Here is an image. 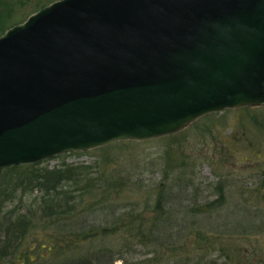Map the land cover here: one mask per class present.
Segmentation results:
<instances>
[{"label": "water", "instance_id": "1", "mask_svg": "<svg viewBox=\"0 0 264 264\" xmlns=\"http://www.w3.org/2000/svg\"><path fill=\"white\" fill-rule=\"evenodd\" d=\"M264 106V0H58L0 36V169Z\"/></svg>", "mask_w": 264, "mask_h": 264}, {"label": "trees", "instance_id": "2", "mask_svg": "<svg viewBox=\"0 0 264 264\" xmlns=\"http://www.w3.org/2000/svg\"><path fill=\"white\" fill-rule=\"evenodd\" d=\"M55 1L0 0V36L25 21H20L22 11L29 17ZM259 110L226 109L190 125L204 121L200 133L218 141L223 159L245 151L259 159L264 156ZM226 113L232 114L229 121ZM218 115L222 119L215 120ZM224 122L230 133H213ZM133 143L93 149L103 152L94 164L63 161L49 167L41 161L1 168L0 264H264V242L244 243L264 228V208L248 206L252 190L239 189L242 203L226 208L233 193L226 180L218 179L206 185L211 199L200 203L199 186L184 160L166 161L164 179L147 186L140 176L114 168V152L105 154ZM175 169L180 170L171 176ZM143 189L144 199L135 198ZM259 191L264 198V179L255 183L254 192ZM239 217L247 224L237 228Z\"/></svg>", "mask_w": 264, "mask_h": 264}, {"label": "rangeland", "instance_id": "3", "mask_svg": "<svg viewBox=\"0 0 264 264\" xmlns=\"http://www.w3.org/2000/svg\"><path fill=\"white\" fill-rule=\"evenodd\" d=\"M28 14L22 11L20 21L26 20ZM258 108H260V113L264 115V106ZM222 111H220V113ZM225 117L229 121L232 119V114L226 113ZM234 117L236 116L234 115ZM217 119L222 118L218 115L215 120ZM203 123L204 121L201 120L192 125H190L191 123L188 124L187 127L180 131L182 132L181 135H178L176 138H164V136L136 141V143L129 145L122 152H120V148L115 149L111 147L112 149L109 148L105 150V154L114 152L115 159L118 160L117 167L114 168L121 170L122 173L140 176L147 186H151V184H153L152 182L157 183L159 180L162 181L164 179L165 164L168 161L170 163H178L180 160H184L186 162L188 176L199 186L197 194L200 203L211 199L210 190L206 189V185L218 179H224L230 184L229 188L233 193V195L230 196L226 208H233L237 206V204L242 203L241 199L237 196V191L239 189H243L245 193H249L250 190H252V194L255 193L253 202L248 206L258 207L259 205V207L262 206L264 208V198L261 192H254L255 183L257 181L261 182L264 179V156L255 159L245 151L242 153L237 152L238 154H228L226 159L221 158V154L218 152V147L220 146L218 141L210 136L204 137L200 133ZM224 124L225 125L219 124L213 127V133H216L218 130H220L223 135L230 133L231 128L229 122H224ZM209 144H211V146ZM262 145L264 151V143ZM170 150V155H167V151ZM102 153L103 152L100 150L93 149L86 151H70L41 161L42 166L49 167L59 165L63 161L72 164H94L96 161L100 162ZM222 157H224V155H222ZM179 170L180 169H175L171 176H175ZM143 191L144 189L138 192L135 198H141L143 200ZM246 224L247 221L242 217H239L235 221V226L237 228ZM248 241L250 243L264 242V228L260 230V233L249 235L248 240L244 241V243ZM119 263L120 262L117 261L115 264Z\"/></svg>", "mask_w": 264, "mask_h": 264}]
</instances>
